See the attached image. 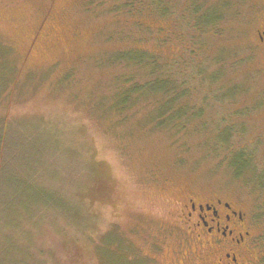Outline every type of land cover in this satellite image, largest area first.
<instances>
[{
	"label": "rangeland",
	"instance_id": "1",
	"mask_svg": "<svg viewBox=\"0 0 264 264\" xmlns=\"http://www.w3.org/2000/svg\"><path fill=\"white\" fill-rule=\"evenodd\" d=\"M134 1L0 0V264H175L186 190L257 200L231 167L264 165L255 0Z\"/></svg>",
	"mask_w": 264,
	"mask_h": 264
},
{
	"label": "flooded vegetation",
	"instance_id": "2",
	"mask_svg": "<svg viewBox=\"0 0 264 264\" xmlns=\"http://www.w3.org/2000/svg\"><path fill=\"white\" fill-rule=\"evenodd\" d=\"M254 15L256 44L264 56V0H255ZM258 164L248 152L237 154L231 166L236 176L258 187L253 203L240 193L184 192L169 212L181 246L175 264H264V191L259 190L264 188V165ZM135 257L137 264L144 263ZM148 259L146 263L158 264L155 257Z\"/></svg>",
	"mask_w": 264,
	"mask_h": 264
},
{
	"label": "trees",
	"instance_id": "3",
	"mask_svg": "<svg viewBox=\"0 0 264 264\" xmlns=\"http://www.w3.org/2000/svg\"><path fill=\"white\" fill-rule=\"evenodd\" d=\"M138 3H139V0H135L132 5H128V7L126 6L125 9L127 10V12H128V10L130 12V9L138 6ZM158 4L163 5L164 3L158 2ZM161 9H162V7H161ZM123 57H125L127 59L131 58L133 60V62L137 65L147 64L148 66L154 67V69H152V72L149 73V75L153 76V80L151 82H148L146 85H144L141 89V92L145 93V91H151L153 93H155V92L156 93L157 92L164 93V96L166 98L172 92L173 87H171L170 80L168 79L165 71L163 70V68L160 67V65H157V64L154 65L153 59H151L152 62L149 59H147V55H146L145 51H142V52L138 51L135 54H124L123 56H120V58H123ZM117 58H119V56ZM1 80H3V79H0V81ZM137 91H138V89H132V92H130L128 90V91L122 93L121 95H118V99L116 101L117 107L127 108V106H129L130 103H132L133 93H135ZM139 92L140 91H138L137 93H139ZM144 96H146V95H144ZM139 99H140L139 97H136V100H139ZM163 105H164L163 111H161L158 114V120L160 121L159 122L160 126L164 125L165 122H168V118H167L168 113H166L167 112L166 110H168V108H170L172 106V102L165 100V102H163ZM0 149H1V145H0ZM1 159H2V153L0 150V161H1Z\"/></svg>",
	"mask_w": 264,
	"mask_h": 264
}]
</instances>
